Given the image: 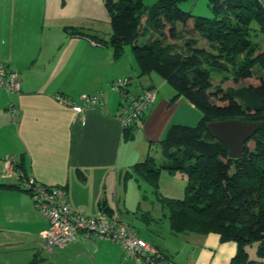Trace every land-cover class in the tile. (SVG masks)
<instances>
[{
	"label": "crops",
	"instance_id": "0c3cea01",
	"mask_svg": "<svg viewBox=\"0 0 264 264\" xmlns=\"http://www.w3.org/2000/svg\"><path fill=\"white\" fill-rule=\"evenodd\" d=\"M64 6L58 0H0V61L18 74L21 85L14 94L0 88V231L9 233L11 224H23L26 228L18 233L34 240L32 255L43 254L55 264H135L119 245L94 236L89 241L79 238L59 249L47 248L40 233L48 228V221L34 209L30 194L18 188L23 179L32 177L41 185L63 187L73 211L95 216L104 203L112 217L124 220L127 184H121L122 173L124 176L135 163L152 155V143L162 140L174 124L158 128L155 121L150 126L154 109L149 110L152 114L147 117L143 113L142 121L134 123V127L143 124L145 141L134 147L131 141L124 144V139L134 138L132 130L125 138L120 121L131 99L130 85L116 91L109 84L115 78L132 79L130 75H135L144 83L143 90L155 83L166 91L168 82L151 73L140 76L128 53L125 57L129 64L124 70V53L114 59L109 47L90 38L96 35L107 39L110 32L105 36L74 25L72 18L61 17L72 14V9L61 14ZM72 28L87 35L68 33ZM156 90L153 103L157 101ZM92 93H100L101 102L78 115L56 98L61 95L78 103L80 95ZM177 101L195 110L184 96H178ZM11 108L17 113L13 115ZM152 156L160 158V154ZM188 236L200 243L199 250L206 256L212 252L205 264H228L235 254V243L221 242L216 233ZM155 247L175 264L199 263L193 251H176L172 256V249Z\"/></svg>",
	"mask_w": 264,
	"mask_h": 264
},
{
	"label": "trees",
	"instance_id": "16d2710c",
	"mask_svg": "<svg viewBox=\"0 0 264 264\" xmlns=\"http://www.w3.org/2000/svg\"><path fill=\"white\" fill-rule=\"evenodd\" d=\"M180 1L146 7L144 0H104L110 34L107 39L90 35L111 48L114 59L129 45L140 76L157 73L176 89V97L184 96L202 113L193 126L171 125L158 142L160 159L148 154L124 178L145 180L156 190L162 170L181 172L187 181L184 196L160 199L171 233H216L221 242L235 243L228 264H264V38L256 41L253 34L264 36V7L259 0H209V18L181 9ZM147 32L152 40L138 44ZM194 34L207 47L199 46ZM211 71H227L235 83L254 81L223 88L213 83ZM232 118L260 122L237 159L229 158L226 146L206 128L207 122ZM134 123L124 128L125 136ZM100 207L112 217L104 203ZM253 243L256 257L250 258L247 246ZM27 264L45 261L34 255Z\"/></svg>",
	"mask_w": 264,
	"mask_h": 264
},
{
	"label": "rangeland",
	"instance_id": "374dc122",
	"mask_svg": "<svg viewBox=\"0 0 264 264\" xmlns=\"http://www.w3.org/2000/svg\"><path fill=\"white\" fill-rule=\"evenodd\" d=\"M60 5L64 3V6L61 9V14L66 12H70L72 9V14H66L61 17L63 18H72L74 25L83 27L86 30H96L101 35L108 36V33L111 31L110 23H109V14L105 8L104 0H58ZM158 0H144V4L146 7L152 6ZM263 7H264V0H259ZM179 6L181 9L185 11H189L194 15L197 16H204V17H212L213 13L209 4V0H181L179 2ZM259 32L253 34H257L255 36L256 41H263V34L258 35ZM193 36L198 37V45L202 47H207V44L204 39L199 38L198 35L194 34ZM153 37V36H152ZM150 37V33L147 32L145 35H142L138 39V44L145 43L148 40H152ZM179 43V42H178ZM177 43V44H178ZM260 49L263 51V43H260ZM111 49V48H109ZM124 56L122 61V65L124 70L127 69V65L129 64V60L125 57V55H130L134 60V57L131 53L130 46L127 45L124 48L123 52ZM150 74V73H149ZM146 74V75H149ZM151 74L155 75L159 79L161 77L155 73L151 72ZM227 76V78L222 79L223 76ZM126 76V75H125ZM132 76V79L129 77H119L115 78L114 82L120 79H128L129 84L126 87L130 88V95L129 98L133 99L141 94L145 87L143 82H140V78L135 75ZM145 76V75H144ZM211 77L214 84L220 83V85L225 88L228 86H240L246 85L254 81L253 78H247L241 80L239 83H235L230 74L227 71H211ZM131 80L134 83L131 85ZM153 81H155L152 78ZM155 84V83H154ZM152 85L153 87L150 88H157V101L155 103H151L146 107L144 111V116L147 117L152 114L149 110H153V115L149 121V125L151 126L155 121L157 123L158 128H162L165 123L168 124H182V125H190L193 126L197 124L199 119L201 118V111L194 107L195 110H190L188 107L183 106L181 102H178V96L176 97L177 91L171 84H165L166 91L161 90L158 88V85ZM111 83L109 84V86ZM111 88V86H110ZM125 88V87H124ZM168 89V93H167ZM134 97L132 98V96ZM131 99H128L129 101ZM126 101H124L125 103ZM219 103V102H217ZM158 104V105H157ZM180 104L182 106H180ZM154 105L157 107L154 108ZM189 109V110H188ZM193 111H195L193 113ZM196 113V114H195ZM158 118H161L158 120ZM140 121V120H139ZM142 124V123H140ZM163 124V125H162ZM169 125V126H170ZM148 126V127H150ZM164 128V127H163ZM131 129V128H129ZM144 126L143 124L141 127H133L132 129V136L134 138H125L124 144L131 141L133 144L131 147H134L136 143L141 142L144 140ZM136 135V136H134ZM130 145V144H129ZM160 146L158 141L152 143L151 153L152 155L160 154ZM160 157V156H159ZM160 158H157L159 160ZM123 173L121 176V184L122 186L125 185V192L124 198L126 205V209L124 211L123 218L125 222L131 224L142 239H144L148 244L161 246L164 245L168 249H172L173 252L170 251L172 256H176L174 252L180 251V253H187L189 251H193L195 256H198L199 263L198 264H205L209 262L211 259L212 252H209V255L206 256L203 251H200L201 248L200 243L197 241L190 240L191 237H202V234L196 233H189L183 235H174L170 231L169 221L167 218V209L162 207V203L160 199L162 197L166 198H182L185 194V186H186V176L181 172H176L174 174H169L167 171L162 170L160 172L158 178V187L155 190L152 185H150L145 180L136 179L133 177H128L123 179ZM34 209H36L34 207ZM39 213V210L36 209ZM145 213H149V220L148 217L143 216ZM10 232H1L0 231V264H27L32 260V250L34 248L35 242L30 238V236H24L23 234H19L18 230L20 228L25 229L24 225H17V223H13L10 225ZM17 228V229H16ZM206 235V234H204ZM187 237V238H186ZM190 241L189 243L187 241ZM228 243H234L232 241H228ZM256 243H253L247 246V252L250 258L256 257ZM55 249V248H54ZM56 249H59L58 247ZM123 251V250H122ZM210 251V250H208ZM203 254V255H202ZM211 254V255H210ZM42 257L46 258L48 264H55L51 261L50 257L45 255H41ZM202 256V257H201ZM46 263V262H45ZM47 264V263H46Z\"/></svg>",
	"mask_w": 264,
	"mask_h": 264
},
{
	"label": "built area",
	"instance_id": "2783aa9c",
	"mask_svg": "<svg viewBox=\"0 0 264 264\" xmlns=\"http://www.w3.org/2000/svg\"><path fill=\"white\" fill-rule=\"evenodd\" d=\"M129 83L128 79H120L113 81L110 86L121 91ZM20 87L18 74L0 61V88L14 94L20 91ZM156 91L155 88L145 89L127 103L120 116L123 128L141 119L146 107L153 103ZM56 98L60 103L71 106L77 115L85 108L101 102L100 93L82 94L78 103L61 95ZM11 112L13 115L17 113L14 108H11ZM19 176L22 177V173ZM20 187L30 194L34 207L48 221V228L40 236L49 249L64 247L79 238L89 241L94 236L119 245L126 257L131 258L135 264H175L161 250L139 237L133 226L123 219L110 217L103 211L95 216L73 211L66 202V190L63 187L41 185L32 177L23 179Z\"/></svg>",
	"mask_w": 264,
	"mask_h": 264
},
{
	"label": "water",
	"instance_id": "95a60500",
	"mask_svg": "<svg viewBox=\"0 0 264 264\" xmlns=\"http://www.w3.org/2000/svg\"><path fill=\"white\" fill-rule=\"evenodd\" d=\"M259 125V121L232 118L207 122L206 128L226 146L229 158L237 159L242 156L245 142L257 131Z\"/></svg>",
	"mask_w": 264,
	"mask_h": 264
}]
</instances>
